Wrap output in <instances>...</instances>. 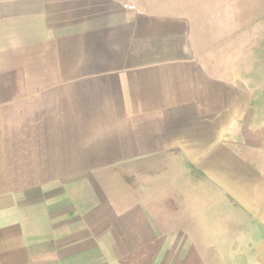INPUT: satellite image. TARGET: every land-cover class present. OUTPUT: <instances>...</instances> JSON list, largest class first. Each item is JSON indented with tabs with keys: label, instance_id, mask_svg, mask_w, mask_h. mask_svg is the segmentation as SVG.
Returning a JSON list of instances; mask_svg holds the SVG:
<instances>
[{
	"label": "crops",
	"instance_id": "1",
	"mask_svg": "<svg viewBox=\"0 0 264 264\" xmlns=\"http://www.w3.org/2000/svg\"><path fill=\"white\" fill-rule=\"evenodd\" d=\"M0 264H264V0H0Z\"/></svg>",
	"mask_w": 264,
	"mask_h": 264
}]
</instances>
